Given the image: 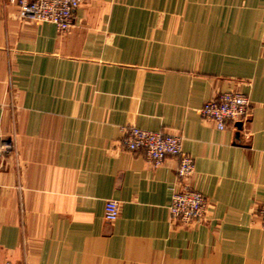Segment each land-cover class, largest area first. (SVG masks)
Wrapping results in <instances>:
<instances>
[{
  "label": "crops",
  "instance_id": "0c3cea01",
  "mask_svg": "<svg viewBox=\"0 0 264 264\" xmlns=\"http://www.w3.org/2000/svg\"><path fill=\"white\" fill-rule=\"evenodd\" d=\"M227 89L249 111L219 130L198 110ZM126 124L181 136L204 222L171 217L177 160L122 149ZM7 137L0 264H264V0H83L62 32L0 0Z\"/></svg>",
  "mask_w": 264,
  "mask_h": 264
},
{
  "label": "built area",
  "instance_id": "2783aa9c",
  "mask_svg": "<svg viewBox=\"0 0 264 264\" xmlns=\"http://www.w3.org/2000/svg\"><path fill=\"white\" fill-rule=\"evenodd\" d=\"M19 9V17L33 22L54 23L58 31L68 29L83 0H8ZM249 98L244 92L227 89L204 101L198 113L210 121L216 129L223 130L228 122H240L249 111ZM120 147L128 151L142 150L145 159L152 165H160L167 157H175L178 187L172 190L168 206L171 217L182 225L202 223L207 219L209 203L188 181L194 174L193 159L181 148V136L164 131H151L132 124L120 128ZM14 151L12 137L0 138V166L3 159ZM119 214L118 201L104 202V218L114 221ZM254 215L264 229V198L256 203ZM5 264H10L6 262Z\"/></svg>",
  "mask_w": 264,
  "mask_h": 264
},
{
  "label": "water",
  "instance_id": "95a60500",
  "mask_svg": "<svg viewBox=\"0 0 264 264\" xmlns=\"http://www.w3.org/2000/svg\"><path fill=\"white\" fill-rule=\"evenodd\" d=\"M240 123H237V125L239 126Z\"/></svg>",
  "mask_w": 264,
  "mask_h": 264
}]
</instances>
